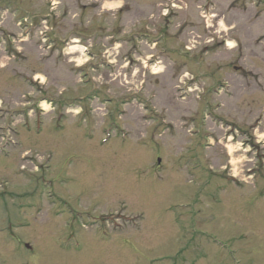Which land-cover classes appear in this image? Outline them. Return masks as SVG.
I'll use <instances>...</instances> for the list:
<instances>
[{
  "label": "rangeland",
  "instance_id": "374dc122",
  "mask_svg": "<svg viewBox=\"0 0 264 264\" xmlns=\"http://www.w3.org/2000/svg\"><path fill=\"white\" fill-rule=\"evenodd\" d=\"M0 264H264V0H0Z\"/></svg>",
  "mask_w": 264,
  "mask_h": 264
}]
</instances>
